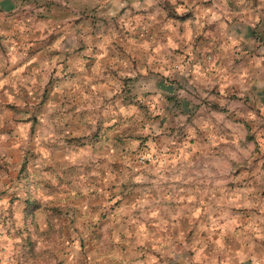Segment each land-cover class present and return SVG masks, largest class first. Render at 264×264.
Instances as JSON below:
<instances>
[{"label": "rangeland", "instance_id": "obj_1", "mask_svg": "<svg viewBox=\"0 0 264 264\" xmlns=\"http://www.w3.org/2000/svg\"><path fill=\"white\" fill-rule=\"evenodd\" d=\"M149 6L179 22L187 11L178 1L0 0L4 264H95L96 253L113 264L117 237L150 214L162 217L157 238L182 222L175 233L189 243L206 229L191 213L203 219L222 202L238 223L230 234L245 235L239 223L256 210L240 199L259 154L252 98L198 79L212 68L207 50L191 70L168 65L182 85L172 93L159 94L151 69L127 76L126 63L157 58ZM173 56L188 62L192 51Z\"/></svg>", "mask_w": 264, "mask_h": 264}, {"label": "crops", "instance_id": "obj_2", "mask_svg": "<svg viewBox=\"0 0 264 264\" xmlns=\"http://www.w3.org/2000/svg\"><path fill=\"white\" fill-rule=\"evenodd\" d=\"M145 1L184 2L187 11L179 22L175 18L167 19L161 7L153 11V7L149 6L144 13L148 18L144 29L147 35L145 40L148 49L157 53V58L136 63L132 60L125 64L124 71L127 76L133 77L136 74L133 69L136 64L143 72L151 69L153 74L159 75L157 79H153L159 94L165 95L174 91L172 82L177 90L182 88L180 81L175 82L173 77L167 75L170 71L167 69L168 65L180 60L182 66L186 65L187 70H191L199 64L201 51H211L212 68L206 72L201 71L198 79L207 80L210 90L225 97L230 95L232 88L241 90V95L252 98L254 103L253 125L259 154L255 157V169L248 176L255 178V185L243 189L240 203L256 212L241 219L240 232L245 233L244 236L230 234V224L235 226L238 223L231 218L228 220V203L222 202L223 205L214 209L220 212L214 214L209 210L213 208H205L209 212L203 219H198V213L192 212V222L206 229H203L204 234L197 229L198 236H193L195 241L190 240L189 243L183 242V233H175L177 228L181 230L182 222H176L174 229L169 227L164 230L171 231V234L164 232L157 238L154 227L162 217L144 215L145 223L141 227L133 221L131 232L117 237L121 244L114 249L113 264H264V0ZM187 47L192 51L190 61L183 63V60L172 57V54ZM236 66V70L232 68ZM150 73H147L144 80L147 78L149 81ZM184 102L182 101V105ZM249 192L254 194L253 198H247ZM173 233L177 244H172ZM6 241V235L0 234V264H4L2 248L7 244ZM167 244L171 245V250L167 249ZM184 247L187 250L190 248L191 254L184 252ZM104 258L101 253H96L95 264H109L104 263ZM64 264L74 263L68 260Z\"/></svg>", "mask_w": 264, "mask_h": 264}, {"label": "clouds", "instance_id": "obj_3", "mask_svg": "<svg viewBox=\"0 0 264 264\" xmlns=\"http://www.w3.org/2000/svg\"><path fill=\"white\" fill-rule=\"evenodd\" d=\"M215 18V17H214Z\"/></svg>", "mask_w": 264, "mask_h": 264}]
</instances>
